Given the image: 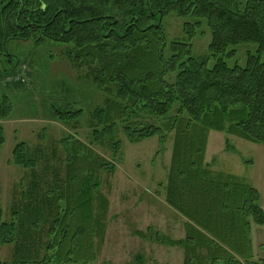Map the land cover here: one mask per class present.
<instances>
[{"label":"trees","instance_id":"16d2710c","mask_svg":"<svg viewBox=\"0 0 264 264\" xmlns=\"http://www.w3.org/2000/svg\"><path fill=\"white\" fill-rule=\"evenodd\" d=\"M170 14L182 19V41L166 40L164 19ZM204 26L210 31L208 53L198 58L191 40ZM13 40L29 45L32 57L33 47L46 44L40 50L73 68L77 83H91L104 95L91 108L84 98L74 108L47 107L42 102L48 90L27 86V73H33L14 55L9 66L1 65L0 120L13 115L14 103L3 93L10 90L29 101L40 94L42 104L33 111L27 106L21 116H37L40 106L43 116L75 126L86 114L91 139L113 155L122 147L119 131L129 142L158 136L161 144L173 132L165 197L187 219V236L172 240L156 232L151 238L183 245L185 264H191L190 251L208 243L209 264H256L249 261L248 230L250 220L264 224L259 192L236 177L214 176L203 157L209 130L264 144V0H0V52ZM239 45H245L244 63L230 64ZM55 83L69 86L63 79ZM70 86L91 100L85 86ZM4 139L0 122V145ZM59 144L65 157L26 141L12 150V162L27 173L9 220L0 207V244L12 245L4 264L93 260L89 209L96 185L90 166L99 172L114 166L100 157L88 163V148L70 134Z\"/></svg>","mask_w":264,"mask_h":264},{"label":"rangeland","instance_id":"374dc122","mask_svg":"<svg viewBox=\"0 0 264 264\" xmlns=\"http://www.w3.org/2000/svg\"><path fill=\"white\" fill-rule=\"evenodd\" d=\"M164 20L167 42L185 39L181 18L170 14ZM209 40L210 31L204 26L203 32L191 40L194 56L200 58L208 53ZM45 45L33 47L35 56L32 57L31 48L24 41H11L7 50L0 52V75L4 72L1 68L2 63L9 66L7 59L18 55L20 61L26 63L33 73H27L29 81L26 82L27 86H31L33 92L40 93V87L48 90L44 94L45 101L42 102L48 103L47 107L52 105L58 108H74L78 107L73 104L74 101L83 98L84 106L90 105L89 108L99 103L104 94L93 88L91 83H77V76L76 81L73 79L77 72L59 60V57H49L50 52L47 49L40 50V47L43 48ZM244 46H237V53L229 60L230 64L235 59L240 64L244 63ZM212 61L210 59L209 63L212 64ZM14 71H19V67ZM14 77L8 76L6 79ZM35 77L37 83H34ZM59 79H63L69 86L63 87V83H55ZM23 80H26L25 77ZM0 83H4L2 79ZM71 83L78 84V87L85 86L86 94L90 90L91 100L77 87H71ZM0 90L2 91L1 86ZM3 93L8 94L14 103L13 115L0 120L5 137L0 145V207L3 220L11 218L13 201L18 199L19 190L27 173V169L15 165L11 160L15 144L19 141L38 143L47 153L53 150L54 154L59 153L61 157H65L59 141L70 134L73 138L80 139L88 148L92 155L88 163L94 164V158L100 157L114 166L100 172L99 167L90 166L92 183L96 185L89 209L92 213V220L89 223L95 229L91 235L90 254L93 255L91 264H185L188 254L183 245H163L150 236L156 232L172 240L185 239L187 236L185 226L187 219L174 209L165 197V187L170 176L173 132L169 133L165 142L161 144L158 136L129 142L119 131L122 147L117 155H113L109 147L91 139L86 114L75 126L43 116L44 112L40 106H38L40 112H36L37 116L33 114L21 116L26 112L27 106L33 111L34 104H42L40 94L35 93L32 98L29 97L30 102L21 92L5 90ZM1 95L0 92V98ZM171 113H175L174 110ZM157 122L158 119L155 120V123ZM203 160V164L214 176L220 177L222 174L236 177L255 187L259 192V206L264 210V144L251 142L237 134L209 130ZM147 230L149 233H146ZM136 231L146 233L147 236L137 235ZM200 232L203 237H207V234ZM248 233L249 261L257 264L259 260H264V224L260 225L250 220ZM191 247H194V244ZM209 247L211 245L208 243L196 246L194 252L190 251V263L209 264ZM10 251L11 244H0L1 264L10 260ZM240 259L244 263L243 258Z\"/></svg>","mask_w":264,"mask_h":264}]
</instances>
